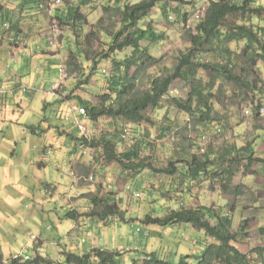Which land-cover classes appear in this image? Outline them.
Returning <instances> with one entry per match:
<instances>
[{"label":"rangeland","instance_id":"1","mask_svg":"<svg viewBox=\"0 0 264 264\" xmlns=\"http://www.w3.org/2000/svg\"><path fill=\"white\" fill-rule=\"evenodd\" d=\"M137 1L139 0H61L57 3L56 0H42V3L46 5L54 3L55 6L63 10L69 9L68 6L71 5L78 6L84 20L80 34L76 36L73 33L75 29L64 26L57 18H52L48 10L34 8L32 4L26 6L27 8L17 6L7 8L9 0H0V16L7 13L9 17L8 24L0 25V63L6 65L10 62L9 67H14L15 61L10 60V57L11 48L15 43L19 46L36 41L43 50L60 51V54L54 58L50 57L44 62H33L31 71L22 75L25 84L29 85V81H31V92L42 95L47 103L51 104L50 108L57 110L58 105L53 104V98L58 96L52 93V89L62 77V81L56 88L57 91L64 92L65 87H68L69 90L73 89L74 95L79 96L82 100H88L97 105L100 102L99 87L102 88L107 76L114 73L113 58L124 60L131 56L132 50L127 48L116 54H111L108 59L97 65L92 74H88L91 71V61H84L82 51L86 52V49L90 48V54L86 53L90 59L100 53L104 41L109 40L112 33L120 28L121 12L117 7L122 8L125 3ZM261 1L264 3V0ZM105 6L114 8H105ZM207 6L208 0H178L170 3V7L173 9L177 7L179 13L172 12L170 14L177 18L182 13H187L186 23L175 22L170 18L166 22L160 15L158 6L141 21V25L151 23L156 33L162 35L163 38L152 44L148 42L142 44L151 56L158 59V63L147 65L140 70L135 81L136 94L149 89L151 78L172 73L178 56L187 52L191 47L187 40V34L197 23L195 16L198 14L203 16ZM253 23L264 27V22L261 20L255 19ZM90 32L93 34L89 38L90 44H87L86 37ZM50 41L53 44H49ZM244 45V42L232 43L230 47L240 52ZM70 51H74L79 55L80 60L84 61L82 63L87 65L85 70L78 68L74 73L69 72V68L72 67L67 64L71 57ZM15 56L21 57L20 54H15ZM210 60V56H202L203 62ZM60 65L63 66V76H61ZM136 67V65L132 66L130 72L134 71ZM236 73L240 75L241 70L237 69ZM196 77L214 85V93L218 87H222V92L220 95L218 94L220 103L215 110L217 111L216 120L209 123L206 130L196 127L194 116L172 104V98L180 99L183 102L188 99L191 92L190 84L179 79L174 80L169 93L162 100V108L154 110L151 107L145 112L146 116L154 121V124L144 121L138 125L144 127L141 129L149 133L147 141L154 144V147L146 148L140 152L141 159L148 156L153 158L151 170L145 168L138 173L125 170L116 162H107L100 148L97 147L87 148L86 153L82 156L74 157L73 173L66 157L58 162V166H54L55 155L35 159V163L38 165L46 163V158L53 157L46 163L47 171L38 166L33 169V166L29 165L30 157H26L27 166H29L27 171L30 170L32 173L28 174L31 183L26 187V190L31 195L21 199L23 210L16 211L12 207L13 201L10 207L5 202H1L7 211L10 210L5 214L10 216V222H6L7 224L4 225L6 226L3 228L4 234L0 233L2 261H10L16 254L27 255L30 259L36 253L43 255L44 252L45 257L50 258L54 264H60L59 260H56L61 258L60 251L64 249L87 251L92 244L104 250L122 251L128 258L141 257L144 252L158 251L170 254L171 258L177 262L187 254L199 255L208 243L205 241L203 230L192 228V225L187 223L162 227L157 224L148 225L141 220L146 214H151L153 218L163 217L168 213V206L164 207L163 203H173V207H176V204L181 201L185 208L194 209L203 206L217 209L220 215H228L232 219L231 230L233 232H240L243 226L245 229L242 230V233L244 234L240 235L241 241L237 243V247L243 252L262 245L264 236L259 233L258 229L264 225V162H255L247 170V158L244 154H240L243 158L237 161L233 186L232 188L225 187L227 190L223 189L221 181L212 174L202 178L203 181L199 185L187 189L189 183L187 175H183L179 171L176 174H169L163 172L162 169L166 168L170 162L185 157V153L202 155L210 146L209 144L215 149L223 150L232 144L244 147L251 143L255 155L264 158V114H260V110L264 109V65L262 62L258 63V84L252 91L245 90L244 86L238 87L235 84L224 82L223 79L215 82L211 78V74L203 70H200ZM82 78V81L87 78V83L84 84L80 81ZM76 84L77 86H75ZM34 103L39 107L42 105L39 96L34 100ZM193 107L195 108L196 104ZM53 111L54 115L56 112ZM247 111L249 113H246ZM34 114L31 112L26 115V118L31 119ZM21 120L24 121L25 118H21ZM82 120L87 126L85 137L88 139L98 140L109 133L121 135L122 140L118 145V152L132 146L133 135H136L140 129L137 126L129 127L128 135L124 137L126 126H122L124 122L120 123V119L103 116L96 121L87 118ZM164 120L170 121L171 127L164 136L160 137L158 125ZM59 122L69 125L66 120ZM25 124L27 125V123ZM216 126L221 127L222 132L213 135ZM199 132L206 133L207 141L204 142L199 138ZM57 138H60V142L62 139L66 140L61 136H57ZM135 138L137 139L136 136ZM73 144L76 145V141ZM32 148V143H29V149ZM55 150L58 155H61L59 151L62 149ZM35 152L39 154L38 149ZM9 182L11 187L8 186V188L12 193L14 190L24 189L22 186L28 181L9 180ZM53 184L57 188L53 189ZM146 186L151 192L145 195L141 192H145ZM108 192L114 193L118 209L125 211V220L114 215L105 224L98 217L81 214L78 225L72 218L64 216L70 207H77V212L90 211V206L85 209L84 206L78 207V205L86 203L84 199L88 200L94 195L104 196ZM138 192L141 193V199L133 196V193ZM80 193H86V195L79 196ZM2 198L5 199V197ZM29 211L33 212V216L30 218L27 216ZM59 217H61V221L58 219ZM21 220L20 226L17 227L18 221ZM208 220L212 224L216 223L213 218ZM75 224L76 227H73ZM193 236L196 238V242ZM82 239L85 242L80 245ZM37 248L42 249L37 252ZM22 264H26V262Z\"/></svg>","mask_w":264,"mask_h":264},{"label":"trees","instance_id":"2","mask_svg":"<svg viewBox=\"0 0 264 264\" xmlns=\"http://www.w3.org/2000/svg\"><path fill=\"white\" fill-rule=\"evenodd\" d=\"M175 1L178 0H139L135 3H125L122 8L117 7L121 12V24L118 31L112 33L109 40L104 41L102 51L97 53L93 59L86 55V53L90 54V48H87L86 52L82 51L84 61H91V71L88 74H92L97 65L108 59L111 54H116L127 48L132 50L131 56L126 57L124 60L113 58L114 73L107 76L108 78L103 82L102 88L99 87L100 102L97 105L90 103L88 100H82L79 96L74 95L73 89L69 90L68 87V90L66 87L64 89V92L67 91L66 94L57 91V89L54 90L58 97L55 98L56 100L54 99L53 104L56 103L58 108L57 110L50 108L51 104L49 103L48 118L50 121L48 129H57L58 134L63 133V135L68 136L71 139L70 142L74 143L76 141V145L69 144V158L73 159L77 155L82 156L86 153L87 148L97 147L100 148L107 162H116L125 170H132L137 173L145 168L151 170L153 158L148 156L141 159L140 152L146 148L154 147V144L147 141L149 133L141 129L144 127L138 125L144 121H150L154 124V121H151L145 112L151 107L154 110L162 108V100L169 93L174 80L179 79L184 83L188 82L191 92L185 102L172 98V104L194 116L196 127H201V130H206L208 124L216 120L215 114L217 111L215 110H217L216 106L220 103L218 94L220 95L222 92V87H218L216 93H214V85L196 77L200 70L210 73L215 82L223 79L224 82L229 84L232 83L238 87L244 86L245 90L249 91H252L258 84V63L262 62L264 65V27L254 25L253 22L255 19L264 22V3L261 0H208L204 15L197 19L195 27L188 31L187 40L190 42L191 47L187 52L178 56L172 73L151 78L149 89L136 94L135 81L140 70L147 65L158 63V59L151 56L142 44L143 42L152 44L163 38L162 35L156 33L151 23L145 25L140 23L157 6L163 19L166 22L169 21L170 15L172 16L170 13H179L177 7L174 9L170 7V3ZM24 3L30 6L32 4L34 8L45 9L40 6L42 0H22L20 8L24 7ZM56 7H51L50 16L59 19L64 26L75 29L73 33L78 36L84 20L78 6H68V11ZM108 7L110 6H105V8ZM173 18L172 20L175 22L186 23L188 14L182 13L180 17ZM8 19L7 13L1 14L0 25L8 24ZM92 34L91 32L88 33L86 37L87 44H90L89 38ZM240 42L245 44L240 52L230 47V44ZM203 55L210 56L211 60L203 62ZM70 56L67 61V64L72 66L69 68L70 73H74L78 68L83 70L87 68V65L82 63L84 61L80 60L79 55L74 51H70ZM241 63L244 65H240ZM134 65L137 66L136 69L130 72ZM237 69L241 70L240 75H237ZM82 80L83 78L80 81ZM82 82L87 83V78ZM70 100H73L74 103H68ZM73 104L86 108V115L79 117V121L83 125L85 124L82 119L85 118L91 121H96L103 116L120 119V123L124 122L122 126H126L125 128L128 131L129 127L137 126L140 128L138 133L133 135V138L136 136L137 139L132 138V146L121 152L117 150L122 140L121 135L109 133L98 140L88 139L85 137L87 126L85 125V134L81 135L79 124L74 122L72 118L71 106ZM194 104H196L195 108L193 107ZM52 111L56 113L53 115ZM65 120L72 123L70 130L61 128L64 124L59 121ZM170 127V121L164 120L163 123L161 121L158 125L161 133L160 137L164 136ZM218 128L221 127L216 126L214 133ZM40 129L43 132V129ZM203 135H206V133L199 132L201 140H203ZM209 145L202 155L185 153V157L170 162L162 171L169 174H176L179 171L181 174L187 175L186 178L189 182H186L188 183L187 189L199 185L203 181L202 178L212 174L221 181L223 189L227 190L225 187L232 188L233 186L237 161L243 158L240 154H244L247 158V170L255 162H264V158L255 155L251 143L246 144L244 147H237L236 144H232L223 150L215 149L211 144ZM149 192L151 190L146 186L145 192L141 193L146 195ZM141 193L138 197H135V193H133V196L141 199ZM80 195H86V193H80ZM84 200L86 203H82L78 207L84 206L86 209L90 206L92 211L77 212V207H70L64 216L77 221L81 214L84 216L90 214L98 217L105 224L114 215H118L125 220V211L118 209L117 199L113 192H108L104 196L94 195L92 198ZM167 204H162L164 207L168 206V213L165 216L153 218L151 214H146L141 219L142 222L148 225L157 224L162 227L187 223L192 225L193 228L203 230L206 237L205 241H208V243L201 254H187L176 262L170 254L165 252H144L141 257L128 258L125 257L122 251H110L91 246L87 251L64 249L62 259L56 260H59L60 264H264V243L248 252H243L237 247V243L241 241L239 237L244 234L242 230L245 228L242 226L240 232H233L231 230L232 219L228 215H220L217 209L203 206L194 209L185 208L182 201L178 202L176 207H173V203ZM207 218H213L216 223L212 224ZM258 231L264 236V225L259 227ZM77 248L79 247L77 246ZM0 261H2L1 255ZM25 262L26 264H54L50 258L45 257L44 252L43 255L36 253L33 258ZM12 264H18V262L15 261Z\"/></svg>","mask_w":264,"mask_h":264},{"label":"crops","instance_id":"3","mask_svg":"<svg viewBox=\"0 0 264 264\" xmlns=\"http://www.w3.org/2000/svg\"><path fill=\"white\" fill-rule=\"evenodd\" d=\"M21 5H22V0H9V3L7 4V8H13L14 6L20 7ZM26 6L28 5H24V8ZM38 44L39 43L38 42L36 43V41H30L27 42L26 44L19 46H17V43H15L14 47L11 48V57H10V60L12 59L13 61H15L14 67H9L10 62L6 65L0 63V87L5 88L7 91L5 92L4 95L0 96V204L3 201L6 204H8V207H10L13 201L12 207H14L16 211L23 210L21 199L24 196L26 197L31 195V193H29V191L26 190L27 189L26 187L29 185V183H31V178L30 176H28V174H30L31 171L30 170L27 171V168H29V166H27L28 162L26 161V157L28 156L30 157L31 161L29 165L30 166L32 165L33 169H35L36 166H38L40 168L42 167L45 171H47L48 166L46 163L47 161L52 160L53 157L51 159L46 158L45 160L46 163H39L38 165H36L35 163V159L38 160V157L42 158L47 155H51V156L55 155L56 160L54 161V166H58V162L66 157L69 160L71 169L73 168L72 163L74 158L73 159L69 158L70 156L68 154L70 150L69 144L71 143V145H73V142L68 141L71 139L68 136L63 135V133L58 134L57 129L54 128L48 129V124L50 121V119L48 118L49 103H47V101L42 95L35 94V92H31L32 82L29 81L30 86L25 84L26 82L24 81L22 76L23 74L29 73L31 71V64L33 62L35 61L44 62L50 57L54 58L57 56V54H60V51L58 52L50 49L43 50L41 46ZM15 54H20L21 57L15 56ZM60 68L62 69L63 66L60 65ZM61 76H63V71L61 72ZM61 81H62V77L58 81V83L54 85L53 87L54 90L57 88L58 84ZM53 89H52L53 91L52 93L55 94ZM38 96L40 102L42 103L40 107L39 105L34 103V100H36ZM69 102L74 103L73 100L68 101V103ZM31 112L34 114L33 118L31 119L26 118V115H28ZM21 118H25L24 120L25 122L22 121ZM26 119H30V120H26ZM25 123H27V125ZM66 123L67 124L69 123V125L68 126L64 125L61 128L70 130L72 128L71 127L72 123L70 121H66ZM40 128L43 129V132H41ZM57 136L64 137L66 140L64 141L62 139V141L60 142L59 141L60 138H57ZM29 143H32L33 148L31 150L29 149ZM57 148L58 150L62 149V151H59L61 155L57 154L55 150ZM37 149L39 154L35 152V150ZM72 173H73V169H72ZM33 178L35 177L33 176ZM9 180H25L28 182L22 186L24 189L21 188L20 191L14 190L11 193L8 188V186L11 187ZM54 188L57 187L53 184V189ZM2 197H5V199ZM9 211H7L2 204L0 205L1 234H4L3 228L6 227L4 226L7 224L6 222L8 223L10 222V216L5 215L9 213ZM27 216L30 218L31 216H33V212L29 211L27 213ZM80 220L81 218L79 217V219L76 221L78 225L80 224L79 223ZM60 221H61V217H60ZM21 222L22 220L20 222L18 221L17 227L20 226ZM73 227H76V224L75 226L73 225ZM68 238L70 242V237L68 236ZM41 241L43 242V240ZM57 245L60 244L57 243ZM93 245L94 244H92L91 246ZM41 249L42 248L40 249L37 248V251H40ZM63 251L64 250L60 251L61 259L63 257ZM0 255L2 256V260H3L1 247H0Z\"/></svg>","mask_w":264,"mask_h":264},{"label":"built area","instance_id":"4","mask_svg":"<svg viewBox=\"0 0 264 264\" xmlns=\"http://www.w3.org/2000/svg\"><path fill=\"white\" fill-rule=\"evenodd\" d=\"M56 2L59 3L60 0H56ZM40 6L42 8H45V10H48L49 13H51L52 12L51 7L55 6V4L53 3V4L46 5L44 3H41ZM201 17H202V15L198 14V15L195 16V19L197 20V19H200ZM170 18L174 19L172 16H170ZM49 44H53V42L50 41ZM60 71L62 72L63 70L60 68ZM5 92H7L6 89L0 87V96L4 95ZM71 113H72V118H73L74 122L79 124V129H80L81 134H84L85 131H86V126L83 125L81 123V121H79V117H81V116L83 117V116L86 115V113H87L86 112V108H84L83 106H80V105L73 104L71 106ZM246 113H249V112L247 111ZM260 114H264V109L260 110ZM66 119H68V117H66ZM124 131H125V134H123V136L125 137V136L128 135V129L124 128ZM221 132H222V129L218 128L217 131L213 135H218ZM207 137L208 136L203 135L202 139H203L204 142L207 141ZM138 196H140V194L139 193H135V197H138ZM81 242H85V240L82 239ZM27 260H29V256H27V255L26 256H21L19 254H16V255L12 256L10 261H6V262L2 261V264H12L15 261H17L18 264H22V263H24Z\"/></svg>","mask_w":264,"mask_h":264},{"label":"clouds","instance_id":"5","mask_svg":"<svg viewBox=\"0 0 264 264\" xmlns=\"http://www.w3.org/2000/svg\"><path fill=\"white\" fill-rule=\"evenodd\" d=\"M171 16V15H170ZM173 17V16H172ZM170 18V17H169ZM171 19V18H170ZM172 20V19H171ZM61 72V71H60ZM80 134H81V132H80ZM85 134V133H84ZM140 230V229H139Z\"/></svg>","mask_w":264,"mask_h":264}]
</instances>
